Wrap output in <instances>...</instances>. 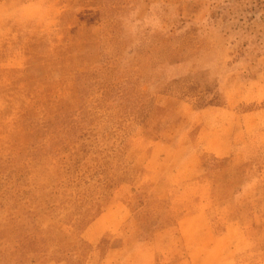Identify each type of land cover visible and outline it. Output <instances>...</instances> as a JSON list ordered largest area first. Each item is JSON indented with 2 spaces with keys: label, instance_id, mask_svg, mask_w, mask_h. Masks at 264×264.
<instances>
[{
  "label": "rangeland",
  "instance_id": "obj_1",
  "mask_svg": "<svg viewBox=\"0 0 264 264\" xmlns=\"http://www.w3.org/2000/svg\"><path fill=\"white\" fill-rule=\"evenodd\" d=\"M0 264H264V0H0Z\"/></svg>",
  "mask_w": 264,
  "mask_h": 264
}]
</instances>
